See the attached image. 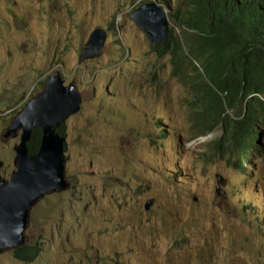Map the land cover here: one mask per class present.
Wrapping results in <instances>:
<instances>
[{"label": "rangeland", "instance_id": "374dc122", "mask_svg": "<svg viewBox=\"0 0 264 264\" xmlns=\"http://www.w3.org/2000/svg\"><path fill=\"white\" fill-rule=\"evenodd\" d=\"M145 1L0 0L1 175L20 141L5 133L48 76L60 72L81 104L66 119L70 185L39 200L25 230L38 256L0 249V264H264V158L240 169L213 138L184 143L192 95L132 17ZM98 27L101 53L80 61ZM158 121L171 126L162 137ZM188 168L204 197L168 184ZM217 168L227 196L214 192Z\"/></svg>", "mask_w": 264, "mask_h": 264}, {"label": "trees", "instance_id": "16d2710c", "mask_svg": "<svg viewBox=\"0 0 264 264\" xmlns=\"http://www.w3.org/2000/svg\"><path fill=\"white\" fill-rule=\"evenodd\" d=\"M168 34L154 52L168 58L192 98V136L221 130L218 154L236 168L264 158V0H167ZM161 126L160 121H158ZM67 136L66 121L57 128ZM42 129L28 142L36 153ZM14 256L32 262L38 247L24 244Z\"/></svg>", "mask_w": 264, "mask_h": 264}, {"label": "water", "instance_id": "95a60500", "mask_svg": "<svg viewBox=\"0 0 264 264\" xmlns=\"http://www.w3.org/2000/svg\"><path fill=\"white\" fill-rule=\"evenodd\" d=\"M132 17L154 43L168 33L167 10L155 0L143 3ZM106 35L103 28L92 31L80 61L100 54ZM79 108V92L65 85L57 72L46 78L45 89L26 103L8 127L5 135L20 131V141L14 147L16 168L12 177L6 180L0 173V249L23 246L32 206L47 193L69 186L65 179V138L56 128ZM36 125L43 131L41 145L36 154H29L27 143ZM2 166L0 159V170Z\"/></svg>", "mask_w": 264, "mask_h": 264}, {"label": "clouds", "instance_id": "9594fccd", "mask_svg": "<svg viewBox=\"0 0 264 264\" xmlns=\"http://www.w3.org/2000/svg\"><path fill=\"white\" fill-rule=\"evenodd\" d=\"M149 1H152V0H149ZM155 1H157L158 2V4H160V5H162L161 3H160V1L159 0H155ZM145 2H147V1H145ZM163 6V5H162ZM164 8H165V6H163ZM170 8V7H169ZM169 14H170V10L169 9H167V15H168V19H169ZM169 24H170V19H169ZM139 26V25H138ZM98 28H101V27H98ZM106 31V30H105ZM147 33V32H146ZM91 34V33H90ZM106 34H107V31H106ZM168 34V33H167ZM90 36V35H89ZM89 36H88V38H89ZM88 38H87V40H88ZM106 38H107V35H106ZM163 41V40H162ZM161 41V42H162ZM161 42H159V43H153L154 45H157V44H160ZM86 45H87V42H86ZM86 47V46H85ZM84 48V47H83ZM83 50V49H82ZM58 72V71H57ZM56 72V73H57ZM60 73V72H59ZM61 74V73H60ZM62 75V74H61ZM63 77V76H62ZM64 79V78H63ZM64 84L65 85H68V84H66L65 83V80H64ZM39 94V93H38ZM37 95V94H36ZM36 95H34V96H36ZM33 96V97H34ZM26 105V104H25ZM24 108V107H23ZM80 108H81V104H80ZM79 108V109H80ZM78 109V110H79ZM77 110V111H78ZM76 111V112H77ZM72 115V114H71ZM70 115V116H71ZM68 118V117H67ZM66 118V119H67ZM66 119L65 120H63V121H61V123L62 122H65L66 121ZM60 123V124H61ZM159 125V124H158ZM37 126V125H36ZM35 126V127H36ZM39 126V125H38ZM60 126V125H59ZM167 126V127H166ZM34 127V128H35ZM164 127H166V130H164ZM170 125H166V124H161V126H159V130L161 131V137L164 135V132L165 131H170ZM58 128V127H57ZM57 128H56V131H57ZM42 129V128H41ZM217 131V130H216ZM214 132H208V133H206V134H201V135H198V136H192V132H189L188 133V137H187V140H184V143L186 144V142L187 141H191V140H193L192 141V143H195V142H197V144L198 143H201L200 144V146L202 147V145L203 144H205L207 141H208V139L209 138H213V143H212V145L211 146H213L214 148H215V145H214V141L216 140V139H218V137L217 136H212V134H213ZM18 135H19V137H20V131L18 132ZM42 135H43V131H42ZM32 136V135H31ZM62 136V135H61ZM62 137H64L65 138V141H64V154H65V150H66V136H62ZM220 137V136H219ZM42 140V139H41ZM30 141V140H29ZM27 145H28V143H27ZM40 145H41V143H40ZM39 148H40V146H39ZM39 150V149H38ZM28 152H29V148H28ZM38 152V151H37ZM36 152V153H37ZM30 153V152H29ZM36 153H31V154H36ZM215 154H216V156L217 157H219V158H221V159H223L228 165H230V166H233L232 165V163L228 160V159H226V157H225V155H222V154H218L217 153V151H216V148H215V152H214ZM210 156H212V153H211V155ZM15 157V156H14ZM65 158H66V163H65V179L67 180V182L69 183V185H70V182H69V180H68V178H67V172H66V165H67V159H68V157L66 156V154H65ZM2 160V159H1ZM3 161V160H2ZM236 168V167H235ZM216 177H217V179L219 180V181H217L218 182V184L216 183V186H215V189H214V192H215V194L216 195H225V196H227L226 195V193L223 191V187H222V181H223V176L221 175V172H220V170L217 168L216 169ZM188 178H190V179H188ZM169 179H171V182L170 183H168V184H171V185H173V186H176V187H182L183 189H185V190H187V191H189V192H191L192 194H193V196L195 197V199H197V198H201V197H204V195H206V193H207V190H206V188H204L202 185H201V181H198L197 180V177L195 176V174H194V172L190 169V168H188L187 170H185L183 173H174V174H171V176H170V178ZM69 187V186H68ZM67 187V188H68ZM55 192V191H54ZM52 193V192H51ZM47 194H50V193H47ZM46 194V195H47ZM45 195V196H46ZM44 196V197H45ZM154 201H155V199H154V197H150L146 202H145V206H146V208H150L153 204H154ZM147 205H149V206H147ZM32 208H33V206H32ZM32 208H31V210H32ZM31 210H30V214H31ZM30 218V217H29ZM29 224V223H28ZM22 247V246H21ZM20 248V247H19ZM17 249V248H16Z\"/></svg>", "mask_w": 264, "mask_h": 264}, {"label": "bare ground", "instance_id": "6f19581e", "mask_svg": "<svg viewBox=\"0 0 264 264\" xmlns=\"http://www.w3.org/2000/svg\"><path fill=\"white\" fill-rule=\"evenodd\" d=\"M166 36H167V35H166ZM166 36H165V37H166ZM3 164H4V163H3ZM12 172H13V171H12ZM0 173H1V170H0ZM2 177H3V176H2ZM11 177H12V174H11ZM11 177H10V178H11ZM3 178H4V177H3ZM5 179H6V178H5ZM6 180H10V179H6ZM43 197H44V196H43ZM43 197H42V198H43ZM42 198H40L39 200H41ZM39 200H38V201H39ZM38 201H37V202H38ZM37 202H36V203H37ZM36 203H35V204H36ZM35 204H34V205H35ZM34 205H33V206H34Z\"/></svg>", "mask_w": 264, "mask_h": 264}]
</instances>
